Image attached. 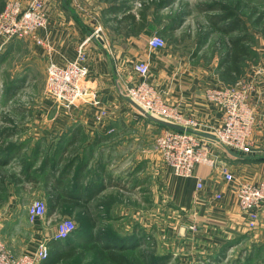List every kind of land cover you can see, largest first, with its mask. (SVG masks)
I'll list each match as a JSON object with an SVG mask.
<instances>
[{"label":"crops","instance_id":"0c3cea01","mask_svg":"<svg viewBox=\"0 0 264 264\" xmlns=\"http://www.w3.org/2000/svg\"><path fill=\"white\" fill-rule=\"evenodd\" d=\"M7 1L10 0L0 3ZM18 1L28 6L33 0ZM42 1L48 17L45 28L7 43L0 39V169L20 179L0 177V185L6 190L0 208V234L7 245L20 254L34 253L43 241L52 249L56 244L52 237L62 216L60 209L71 204L82 209L81 222L88 230L96 233L105 208V213L116 215V221L121 223L107 232L121 238L140 233V243L149 247L153 225L165 238L162 235L168 222V194L177 208L169 210V222L173 221L176 235L172 240L180 241L185 236L190 254L214 256L239 239L242 242L250 238L255 245H264V205L253 221L238 200L241 184H256L264 179L262 36L256 46L260 60L249 64L238 79L253 85L254 153H234L204 136L210 139L212 154L228 166L233 179H227L219 166L208 164L198 165L193 176L178 179L156 147L160 134L170 126L162 117L141 111L124 92L143 79L135 65L147 62L150 73L144 79L154 85L163 100L197 120L198 133L214 136L222 124V108L207 98L206 91L232 83L223 78L219 69L222 58L207 62L171 47H152L149 40L156 33L154 25L138 33L126 27L118 35L103 28L102 39L87 45L92 95L76 103L57 102L45 89L49 64L66 66L74 62L79 44L98 26H104L110 3ZM124 15L119 12L109 16L125 25ZM23 95H30L32 100L13 106L16 98ZM1 115L9 122H4ZM26 159L32 163L29 180L21 172ZM41 171L45 179L39 176ZM199 181L203 183L200 189ZM32 196L42 198L47 210L49 207L48 213L35 222H30L25 203ZM20 207L24 212L17 209ZM184 219L194 227L183 228L180 223ZM112 221L106 219L114 224ZM95 233L86 237L91 240L97 236ZM84 238L77 240L80 243Z\"/></svg>","mask_w":264,"mask_h":264},{"label":"built area","instance_id":"2783aa9c","mask_svg":"<svg viewBox=\"0 0 264 264\" xmlns=\"http://www.w3.org/2000/svg\"><path fill=\"white\" fill-rule=\"evenodd\" d=\"M48 21L46 3L33 0L23 6L18 0H10L0 13V39L9 42L15 38L32 36L40 28H45ZM103 27L98 26L78 46V57L74 62L61 66L52 62L48 66L47 90L57 102L76 103L81 98L92 95L89 88V69L87 62V45L94 39H102ZM166 40L153 35L149 44L155 48H164ZM136 72L143 78L135 86L129 87L124 94L131 99L141 111L158 115L167 122L178 124L183 129L169 127L160 134L156 147L161 151L165 164L178 176L191 177L200 164L219 166L226 178L233 179V174L226 164L220 163L211 152L209 140L197 132L198 122L163 100L157 89L144 78L150 73L147 62L135 65ZM253 85L241 79L232 85L207 88V98L222 108V124L217 128L215 141L234 153L252 155L254 149L251 138L256 125V116L251 101ZM197 187H203L201 181ZM238 200L248 217L255 221L264 205V179L256 184L243 183L238 190ZM47 211L43 199L33 201L28 207L30 222L42 218ZM77 225L70 219L57 224L52 237L55 241L68 238ZM34 253L15 256L8 248L0 234V264H44L50 257L51 247L40 242Z\"/></svg>","mask_w":264,"mask_h":264},{"label":"rangeland","instance_id":"374dc122","mask_svg":"<svg viewBox=\"0 0 264 264\" xmlns=\"http://www.w3.org/2000/svg\"><path fill=\"white\" fill-rule=\"evenodd\" d=\"M106 1L110 3L109 15L117 14L111 12L114 7V1ZM125 1H127V4L123 5ZM161 1L167 2H165V4L158 9L160 16L158 17L156 16V12L158 11L157 4ZM6 4L3 3L1 5L0 3V13L4 9V6H6ZM224 5L229 6L231 10L236 13L237 17L241 18L243 23L242 26H244L243 28L249 34L255 36V41L253 44L254 52L252 53L251 57L248 58L247 62L244 65V72L242 74L244 75L245 68L248 67L249 64L256 63L258 60H260V53L256 46L258 44V37L262 36V38L264 39V35L260 31L259 27H257L255 19L260 13L264 14V0H115V6H118L120 10L127 11L124 12L127 14L129 12L135 13L138 20H143V22H139L141 23L138 25L140 27L131 24V22L125 25H119L117 21H113L112 17H110L106 13L104 17L105 23H103V28H107L108 30L113 31V33H116L118 35V32L124 30L126 27L130 29L137 28L138 32H141L148 26L154 25L156 32L155 35H158L164 40H166L165 46L171 47L170 49L179 50L186 56L191 55L192 57L204 59L209 62L216 57L223 59L225 53V39L227 35L233 37L238 34L237 32L230 33L227 35L225 34L228 33L227 30L229 29L228 27H230V21H224L222 18L223 16H225V12H223L222 10V6ZM173 16L179 18V26L177 27V29H175V31L170 32V30L166 29L165 27L168 25L171 20V17L173 18ZM138 32L133 31L131 33ZM47 86H45L46 90ZM30 100H32L30 95H23L21 97L16 98V101H14L13 106H17V104L24 105ZM10 107L11 105L8 106V108ZM1 117L4 122H9L8 120H10L8 117H5L3 115H1ZM2 130L3 129H0V133L2 132ZM6 170L7 169L5 168L0 169V177H11L12 174L7 173ZM172 173L178 179L186 178L183 176L176 175L173 171ZM5 194L6 190H4V188H2V186L0 185V208H2L1 203H3V196ZM169 196L171 195L168 194L167 197L168 222L166 224V231L164 235H162L165 238L160 237V233L157 232V226L155 227L153 225L154 227L152 226L153 230L151 231V239L148 242L150 244L149 248L152 249L151 251L155 254V256L161 258L168 257L167 264H264V245H255L254 243L250 242V238H248V240L243 239L242 242L239 239V241H233L232 244L229 242L224 248V250L220 251V254H217L216 252V255L214 254V256H210V254L208 255V253H193V255L190 254L191 247L186 245L185 242L187 241V239L185 236L180 238V241H177L178 239H176L175 241L172 240L173 238H175L176 235L175 232H173V221L169 222V210H176L177 208L175 209L174 201H170L171 199ZM24 197L25 196L22 195V198ZM31 198L27 197V199H25V203L27 204V206H30V204L37 199H42L39 197H34L31 201ZM17 209H20L21 212H24V207H20ZM104 209L102 211V213L104 214L101 218L102 220H100V222L96 226L97 235L106 234L105 232L112 230L113 226H121V223L116 221V215L115 217L112 213H110L109 215L108 212L105 213ZM60 210V215L62 216L58 218L57 224L59 222H62V219H70L75 222V224L77 225V229L82 226H85L87 229L86 224L81 222V219H83V211L80 207L71 206V204H68L62 207ZM48 211L49 207L47 213ZM106 219L113 220L112 222H114V224H110V222L107 223ZM180 224L182 226H185L183 228L189 226L194 227L192 224H190L189 219H184ZM91 226L93 227V225ZM91 231L93 232V230ZM8 248L15 256L22 255L19 252L15 251L12 247L10 248V246H8ZM178 248H181L180 251L177 250ZM92 252L94 251L88 253L86 259H81L80 254L78 253L72 259L62 263L58 262V264H92V256L94 254Z\"/></svg>","mask_w":264,"mask_h":264},{"label":"trees","instance_id":"16d2710c","mask_svg":"<svg viewBox=\"0 0 264 264\" xmlns=\"http://www.w3.org/2000/svg\"><path fill=\"white\" fill-rule=\"evenodd\" d=\"M111 12L119 14V12H125L124 10H120L118 6H115ZM165 2L161 1L157 5V10L162 7ZM127 4V1L123 5ZM223 12H225V16H223V20H229V29L228 33H238L235 36H228L225 39V53L223 59L220 60L219 69L222 72V76L226 81L232 82L233 84L237 82L238 79L241 78L244 72V65L247 62L248 58L251 57L254 52V35L249 34L242 26L241 18L237 17L236 13L231 10V8L227 5L222 6ZM156 16H159V10L156 12ZM145 17V16H144ZM123 18L127 21V23L131 22V24L139 25L140 21L138 20L135 13L129 12L125 13ZM143 18V16H142ZM179 18L173 16L171 17L170 22L165 27L169 29L170 32L175 31L179 26L178 23ZM255 23L257 27H259L260 31L264 35V14L260 13L258 17L255 19ZM140 27V26H138ZM164 28V29H165ZM131 32H138L137 28H128ZM136 30V31H135ZM218 31V30H217ZM223 31V30H221ZM22 164L25 166L24 169L21 170L25 179H32L31 175V166L32 163L28 159L23 160ZM39 176L44 177L45 173L40 172ZM22 177V176H21ZM38 177V176H36ZM12 179L20 180L15 175H11ZM24 179V178H23ZM55 208V207H53ZM94 235V232L86 229V227L82 226L80 228H76L74 233H72L68 238L61 241H56V244L51 249L50 257L45 260L44 264H56L58 262H66L67 260L72 259L78 253L80 254L81 259H86L89 252L94 251L92 253V264H167L168 257H158L151 251L147 245L142 246L140 243L143 239L139 235L140 233H134L133 235L121 238L118 236L119 234H111L107 232L106 234L95 233L97 236L93 237V239H88L86 236L88 234ZM85 237L83 241L79 243L77 240L79 237ZM150 246V244H149Z\"/></svg>","mask_w":264,"mask_h":264},{"label":"water","instance_id":"95a60500","mask_svg":"<svg viewBox=\"0 0 264 264\" xmlns=\"http://www.w3.org/2000/svg\"><path fill=\"white\" fill-rule=\"evenodd\" d=\"M164 123L165 124H168L170 127H173V128H176V129H183V127L182 126H180V125H178V124H174V123H171V122H166V121H164ZM200 134V133H199ZM202 135V134H201ZM204 136H206V137H210L211 139L213 138V139H215V136H211V135H208V134H204Z\"/></svg>","mask_w":264,"mask_h":264}]
</instances>
